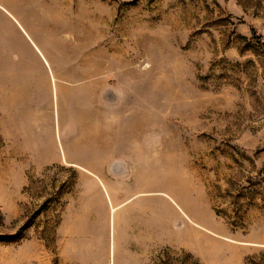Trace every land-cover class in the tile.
<instances>
[{"label":"rangeland","instance_id":"rangeland-1","mask_svg":"<svg viewBox=\"0 0 264 264\" xmlns=\"http://www.w3.org/2000/svg\"><path fill=\"white\" fill-rule=\"evenodd\" d=\"M0 264H264V0H0Z\"/></svg>","mask_w":264,"mask_h":264},{"label":"trees","instance_id":"trees-1","mask_svg":"<svg viewBox=\"0 0 264 264\" xmlns=\"http://www.w3.org/2000/svg\"><path fill=\"white\" fill-rule=\"evenodd\" d=\"M253 33H254V34L256 33L255 29H253ZM6 237H7V239H11V240H12V239H14V237H16V236L13 235V236H6Z\"/></svg>","mask_w":264,"mask_h":264},{"label":"bare ground","instance_id":"bare-ground-1","mask_svg":"<svg viewBox=\"0 0 264 264\" xmlns=\"http://www.w3.org/2000/svg\"><path fill=\"white\" fill-rule=\"evenodd\" d=\"M115 210V208H113Z\"/></svg>","mask_w":264,"mask_h":264},{"label":"crops","instance_id":"crops-1","mask_svg":"<svg viewBox=\"0 0 264 264\" xmlns=\"http://www.w3.org/2000/svg\"><path fill=\"white\" fill-rule=\"evenodd\" d=\"M108 96V94H106Z\"/></svg>","mask_w":264,"mask_h":264}]
</instances>
